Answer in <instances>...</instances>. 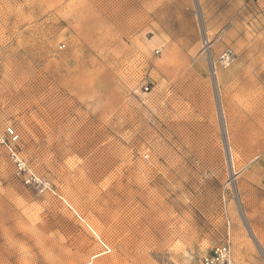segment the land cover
<instances>
[{
    "label": "rangeland",
    "instance_id": "rangeland-1",
    "mask_svg": "<svg viewBox=\"0 0 264 264\" xmlns=\"http://www.w3.org/2000/svg\"><path fill=\"white\" fill-rule=\"evenodd\" d=\"M0 264H264V0H0Z\"/></svg>",
    "mask_w": 264,
    "mask_h": 264
},
{
    "label": "built area",
    "instance_id": "built-area-1",
    "mask_svg": "<svg viewBox=\"0 0 264 264\" xmlns=\"http://www.w3.org/2000/svg\"><path fill=\"white\" fill-rule=\"evenodd\" d=\"M6 137L0 139V157L3 151L6 152L8 159L14 165L18 173H25L26 182L30 183L36 178L28 169L24 159L21 157L17 144L19 143V134L12 127L5 128ZM202 264H231V250L229 240L220 245H216L211 249V252L202 259Z\"/></svg>",
    "mask_w": 264,
    "mask_h": 264
}]
</instances>
